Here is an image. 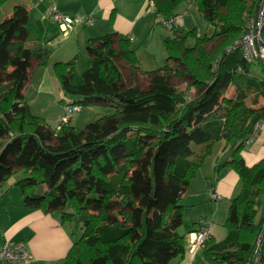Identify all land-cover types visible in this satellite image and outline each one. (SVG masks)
Returning <instances> with one entry per match:
<instances>
[{
	"label": "trees",
	"instance_id": "trees-1",
	"mask_svg": "<svg viewBox=\"0 0 264 264\" xmlns=\"http://www.w3.org/2000/svg\"><path fill=\"white\" fill-rule=\"evenodd\" d=\"M8 0H0V8ZM183 0H156L157 16H175ZM260 0H194L210 35L174 26L164 38L167 63L144 71L129 37L110 33L89 40L90 67L74 60L54 63L65 95L83 106L113 109L84 129L69 124L60 132L35 115L21 89L32 57L41 65L48 50L26 47L29 11L17 4L0 20V189L17 171L27 205L60 210L64 223L82 226L80 238L59 264H169L183 258L180 201L214 146L224 142L229 158L221 164L240 177L224 223L226 237L203 244L207 264H251L264 217L257 213L264 193V158L248 166L242 152L264 120V61H248L234 47L247 17ZM131 68L126 82L119 60ZM188 82L189 95L174 79ZM142 79V80H141ZM148 79L149 87L140 82ZM233 86L234 94L225 96ZM48 190H44V186ZM40 190V191H39ZM39 191V192H38ZM118 205L112 221L109 210ZM194 230H191V232ZM258 264H264V240Z\"/></svg>",
	"mask_w": 264,
	"mask_h": 264
},
{
	"label": "crops",
	"instance_id": "crops-1",
	"mask_svg": "<svg viewBox=\"0 0 264 264\" xmlns=\"http://www.w3.org/2000/svg\"><path fill=\"white\" fill-rule=\"evenodd\" d=\"M17 4L26 6L29 11L27 24L29 35L28 41L25 42L26 47L33 50H48L50 53L47 65H41L38 59L32 57L29 67V73L42 71L40 90L47 93L49 90H55L59 85V95H65L53 69L55 62L74 60V69L77 73H83L90 67L91 55L87 45L92 38L110 33L127 36L133 38L131 47L138 52L137 46L140 43L143 44V39L147 36L149 42L153 41L160 47L158 52L161 53L163 50L166 51L164 38L173 34L169 30L170 34L159 33L160 36L155 37L157 24L160 23L157 21L156 9H149L148 0H8L0 8V20L10 16ZM52 5H56L62 12L72 16L93 14L94 23L93 25L80 24L66 37L61 33L58 25L45 19V14ZM176 15L179 17L178 25L186 29L181 23L178 12ZM198 36L201 35L198 34ZM50 70H53L54 79L49 76ZM65 101L67 100L61 98L62 111ZM70 124L73 125V122L71 121ZM51 129L55 130L52 127ZM220 147L222 146L216 144L210 155ZM223 149L224 147L221 148L222 152L216 158L214 154V158H211L208 163L209 155L206 157L204 164L183 194L180 201L183 206L181 233L187 234L191 230H196L199 228L200 218L212 216L211 237L217 242L226 237L224 223L230 201L240 193L242 184L239 175L231 167H221L230 155L227 149L226 151ZM242 155L248 166H253L264 158V123L257 137L246 145ZM205 167L208 169L207 172L204 171ZM13 178L11 176L0 189V244L6 241L26 243L33 257L29 264L61 263L74 242L80 238L83 230L75 224V221L72 223H74L76 232L68 223H64L60 210L46 212L27 205L24 194L15 185L20 178ZM211 184L222 196L218 201L209 198L208 187ZM44 190H48L46 185ZM192 209L201 210L192 225L184 227V220L189 218L188 211ZM77 231L80 233L79 236L76 234ZM204 261L200 247L195 254H190L186 250L183 258H174L169 264H203ZM0 264L6 263L0 262Z\"/></svg>",
	"mask_w": 264,
	"mask_h": 264
},
{
	"label": "rangeland",
	"instance_id": "rangeland-1",
	"mask_svg": "<svg viewBox=\"0 0 264 264\" xmlns=\"http://www.w3.org/2000/svg\"><path fill=\"white\" fill-rule=\"evenodd\" d=\"M197 7L195 6L194 0H183L176 8H175V13H179L181 17V23L182 25L188 29H197V32L201 36L205 35H210L213 32V27L208 25L206 22L205 18L203 17L202 14L199 13V11L196 9ZM243 32V30H242ZM241 32V34H242ZM159 33L168 35L171 32L163 27L161 24H157V34H155V37L160 36ZM146 37V38H145ZM143 39V44L140 43L139 46H137L138 50V57L140 60V66L144 71H152L155 69H158L160 67H163L167 63V58H168V53L167 51H161L159 53L160 47L155 42H149V37L145 36ZM136 45V44H135ZM136 47V46H135ZM119 64L122 67V72L123 76L126 80V82H131L133 79L131 68L129 67L128 64H126L123 60L118 61ZM54 69V65H53ZM41 70H38L34 74L31 72L29 73L28 79L25 82L24 86L21 89V93L24 96V99L26 100L27 104L31 106L32 112L37 115V116H42L44 117L47 125L49 127H52L54 129H57L58 126L60 125V119L63 114L62 111V105H61V98H64L65 100H76L79 101L82 98L80 96H73V95H59V90L60 86L58 85L55 90H49V93L47 92H42L40 90V79H41ZM50 77L53 79L55 78V75L53 73V70L49 71ZM142 80V79H141ZM175 85H178L179 88L183 91H187V93L191 96L195 93L193 87H189L187 84L188 82L175 78L174 80ZM31 82V83H30ZM144 88L149 87V81L148 79H145L144 81L140 82ZM235 88H228V90L225 92V96L231 97L234 94ZM253 96L249 97L247 99V103L250 105H253V108H258L262 105H264V98H259L257 103L254 102ZM107 113H113V109L107 106H101V105H92V106H83L81 111L78 112L74 118L72 119L73 126L78 129H84L89 123L96 122L102 117H104ZM222 144V145H220ZM225 143L220 142L217 143V146H222L224 147ZM215 149L214 153L212 155H209L207 158V163L211 158H215L218 154H221V148ZM228 153H231V149H227ZM206 163V164H207ZM207 167L204 168V171L207 172ZM22 171H16L12 177L14 178H21L22 177ZM13 178V179H14ZM40 191V190H39ZM38 191V192H39ZM119 209L118 205L113 206L112 209L109 210V217L110 220L115 219V214L117 210ZM201 209H192L188 211L189 213V218L184 220V227H187L188 225L191 226L195 217L198 215ZM210 217H204L198 219H203L206 222H210L212 220ZM264 217V193L262 196V200L258 209L257 213V221H259L261 218ZM207 218V219H206ZM199 219V220H200ZM73 222V221H72ZM70 221L66 222L68 223L73 229H75L74 223ZM72 224V225H71ZM76 224V223H75ZM68 225V226H69ZM188 226V227H189ZM80 229H82V226H79ZM183 230V228L181 229ZM76 232V229H75ZM78 236L80 233L77 231L76 233ZM203 264H207L205 261Z\"/></svg>",
	"mask_w": 264,
	"mask_h": 264
},
{
	"label": "built area",
	"instance_id": "built-area-1",
	"mask_svg": "<svg viewBox=\"0 0 264 264\" xmlns=\"http://www.w3.org/2000/svg\"><path fill=\"white\" fill-rule=\"evenodd\" d=\"M149 9H156V0H148ZM45 19H48L58 25L61 33L64 36L70 35L76 26L80 24L93 25L95 17L93 14L84 16H72L62 12L56 5H52L47 13ZM157 21L166 29L173 31L174 26L178 25L179 17L177 15L165 17L157 16ZM133 41V38H129ZM234 47L239 48L244 57L256 63L257 61H264V0H260L257 11L247 17L242 35L235 43ZM83 105L74 103L73 101H65L63 104V114L60 119V125L55 132H60L63 127L69 125L74 116L81 111ZM264 120L257 123L253 134L246 140V145L250 144L258 135ZM208 195L212 200H220L221 195L216 191L214 185H209ZM199 228L189 232L186 236V249L190 254H195L197 249L211 237V222H206L203 219L198 221ZM264 240V221L262 224V231L257 237L256 258L251 264H258L260 259V247ZM33 257L24 242H9L6 241L0 244V262L6 264H29Z\"/></svg>",
	"mask_w": 264,
	"mask_h": 264
}]
</instances>
